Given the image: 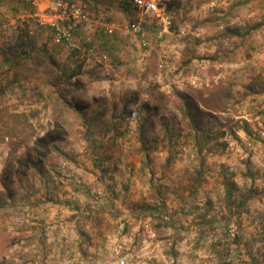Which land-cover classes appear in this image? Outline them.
<instances>
[{
    "label": "rangeland",
    "instance_id": "374dc122",
    "mask_svg": "<svg viewBox=\"0 0 264 264\" xmlns=\"http://www.w3.org/2000/svg\"><path fill=\"white\" fill-rule=\"evenodd\" d=\"M172 2L71 48L0 0V264H264V0Z\"/></svg>",
    "mask_w": 264,
    "mask_h": 264
},
{
    "label": "built area",
    "instance_id": "2783aa9c",
    "mask_svg": "<svg viewBox=\"0 0 264 264\" xmlns=\"http://www.w3.org/2000/svg\"><path fill=\"white\" fill-rule=\"evenodd\" d=\"M165 0H133L134 7L139 13V19L130 23L127 33L145 36V21L147 18L162 17ZM23 18L32 21L35 26L47 32L55 46L76 48L78 32L82 25L92 19L91 12L76 0H26ZM96 24L106 35H113L116 24L108 19L96 20ZM143 45L147 43L144 41ZM124 264V262H122Z\"/></svg>",
    "mask_w": 264,
    "mask_h": 264
},
{
    "label": "trees",
    "instance_id": "16d2710c",
    "mask_svg": "<svg viewBox=\"0 0 264 264\" xmlns=\"http://www.w3.org/2000/svg\"><path fill=\"white\" fill-rule=\"evenodd\" d=\"M122 3H123V6L125 7V11H130L131 10L130 2L126 1V2H122ZM164 4L166 5L165 8H166V11H168V12H171L175 8V2H172V0H165ZM134 9L137 10L136 8H134ZM79 73H80V70L75 71V72L70 73V74H65V78H64L65 82L69 83L74 77L78 76ZM185 106L187 108V112H189L188 113L190 115L189 117L191 119H193L192 118V114L190 113V110H189V104H186ZM193 121H194V119H193ZM233 187H234V182H226V190H227V194H228L229 197L232 196V192H233V189H234ZM6 190H7L8 194H9V197L12 199L13 196H14L12 190H10L9 187H6ZM147 209H148V211H150V213H151V215L153 216L154 219H158V220L164 219L166 226H174L170 222V218L168 216L167 217L164 216L159 210L153 208V206L149 205L147 207ZM226 227H227V229L229 228L228 226H226Z\"/></svg>",
    "mask_w": 264,
    "mask_h": 264
},
{
    "label": "crops",
    "instance_id": "0c3cea01",
    "mask_svg": "<svg viewBox=\"0 0 264 264\" xmlns=\"http://www.w3.org/2000/svg\"><path fill=\"white\" fill-rule=\"evenodd\" d=\"M76 1H78L79 3H81L83 6H85L88 10H90V8H88L89 7V5H88V3H89V0H76ZM91 3L92 4H96L97 3V0H91ZM115 8V10H114V13H116V14H120V13H124V14H126V13H128V11H125V7L123 6V3H119V4H117V5H115L114 6ZM91 12V11H90ZM91 14H92V12H91ZM23 17V16H22ZM94 22L96 23V21H93V18L91 19V21L89 22V23H87V24H84V25H82L81 26V28H80V30H79V32H78V35L80 34V32H81V36L82 37H84V35L86 34V35H88L89 37H91V39H93L94 41L95 40H98V38L97 37H94V34L92 35V33L90 34V32H91V30L90 29H93V27L92 26H95L96 27V25H94ZM93 23V24H92ZM97 28V27H96ZM96 28H94L95 30H96ZM79 38H80V35H79ZM79 38H78V40H79Z\"/></svg>",
    "mask_w": 264,
    "mask_h": 264
}]
</instances>
